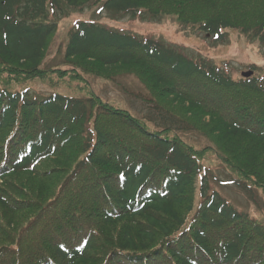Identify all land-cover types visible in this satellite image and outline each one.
I'll list each match as a JSON object with an SVG mask.
<instances>
[{"label":"trees","instance_id":"trees-1","mask_svg":"<svg viewBox=\"0 0 264 264\" xmlns=\"http://www.w3.org/2000/svg\"><path fill=\"white\" fill-rule=\"evenodd\" d=\"M96 4L176 15L219 37L251 27L264 42V0H0V264H264V227L211 192L203 151L172 127L150 132L93 92L13 90L53 73L134 75L196 117L217 144L206 152L264 191V82L234 81L162 42L84 20L64 53L72 69L43 67L57 29L50 10Z\"/></svg>","mask_w":264,"mask_h":264},{"label":"rangeland","instance_id":"rangeland-1","mask_svg":"<svg viewBox=\"0 0 264 264\" xmlns=\"http://www.w3.org/2000/svg\"><path fill=\"white\" fill-rule=\"evenodd\" d=\"M57 10H50L49 14V21L55 22L57 29L51 38L43 63L45 69H72L65 65L64 53L71 30L78 22L84 20L97 22L112 30L162 42L190 59L218 67L234 81L248 79L243 73L252 71L253 74L249 78L264 82V42L258 39L251 27L247 32H244L243 28L224 29L219 37L204 33L198 24L178 20L176 15L152 16L145 10L117 14L102 10L99 4L84 9L67 7L62 12ZM80 74L82 80L72 77V74L61 78L53 73L48 79H32L23 84L14 82L13 90L29 89L30 95L34 97L61 93L84 98L93 92L103 102L128 111L150 132L161 131L166 126L172 127L175 130L174 134L197 150L203 151L202 165L207 171L211 192L219 193L237 211L264 227V191L240 182L237 175L231 173L221 162L216 151L206 152L205 149L215 148L217 144H214V137L209 130L204 129L205 132H210L208 136L193 127L191 121H196V117L183 112L180 106L173 104L161 93H157L159 98L157 96L155 98L134 75L123 74L114 80H107L92 74L82 72ZM168 110H173L176 117L171 116ZM179 119L189 123H183ZM202 175L204 171L195 181V205L189 221L202 201L199 193Z\"/></svg>","mask_w":264,"mask_h":264},{"label":"water","instance_id":"water-1","mask_svg":"<svg viewBox=\"0 0 264 264\" xmlns=\"http://www.w3.org/2000/svg\"><path fill=\"white\" fill-rule=\"evenodd\" d=\"M252 74H253L252 71L244 72V73H243V76H245V77H250Z\"/></svg>","mask_w":264,"mask_h":264}]
</instances>
